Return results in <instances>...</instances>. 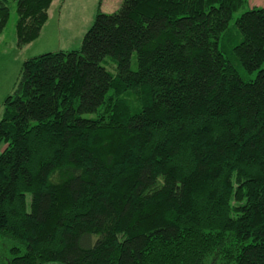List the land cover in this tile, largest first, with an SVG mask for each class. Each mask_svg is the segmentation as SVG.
<instances>
[{"label": "trees", "instance_id": "obj_1", "mask_svg": "<svg viewBox=\"0 0 264 264\" xmlns=\"http://www.w3.org/2000/svg\"><path fill=\"white\" fill-rule=\"evenodd\" d=\"M13 1L23 48L53 0ZM245 3L123 0L79 49L23 61L0 119L7 264H264V6L230 29Z\"/></svg>", "mask_w": 264, "mask_h": 264}, {"label": "rangeland", "instance_id": "obj_2", "mask_svg": "<svg viewBox=\"0 0 264 264\" xmlns=\"http://www.w3.org/2000/svg\"><path fill=\"white\" fill-rule=\"evenodd\" d=\"M123 0H53L48 19L38 38L24 46L16 47L15 1L10 0V16L0 33V119L5 98L12 93L18 80L23 61L46 52L79 49L85 32L91 27L98 12L111 13L118 9ZM263 7L264 0H246L244 7L233 13L229 28H234L236 18L251 7ZM132 56V65L134 64ZM243 79L254 78L256 73L239 69ZM89 116V115H86ZM0 142V153L5 147ZM11 242L0 236V264H7L11 257Z\"/></svg>", "mask_w": 264, "mask_h": 264}, {"label": "crops", "instance_id": "obj_3", "mask_svg": "<svg viewBox=\"0 0 264 264\" xmlns=\"http://www.w3.org/2000/svg\"><path fill=\"white\" fill-rule=\"evenodd\" d=\"M53 2V1H52ZM51 6V5H50ZM49 13V12H48Z\"/></svg>", "mask_w": 264, "mask_h": 264}]
</instances>
